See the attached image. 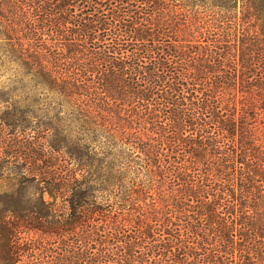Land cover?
I'll return each instance as SVG.
<instances>
[{"label": "trees", "instance_id": "trees-1", "mask_svg": "<svg viewBox=\"0 0 264 264\" xmlns=\"http://www.w3.org/2000/svg\"><path fill=\"white\" fill-rule=\"evenodd\" d=\"M0 68V264H264V0H0Z\"/></svg>", "mask_w": 264, "mask_h": 264}, {"label": "rangeland", "instance_id": "rangeland-1", "mask_svg": "<svg viewBox=\"0 0 264 264\" xmlns=\"http://www.w3.org/2000/svg\"><path fill=\"white\" fill-rule=\"evenodd\" d=\"M12 79L10 71H1L0 68V193L16 189V179L22 174H43L46 170L43 162H33L31 157L25 139L30 129L27 127L25 131H20L14 125L3 124V121L12 122L20 117L30 121L35 120L34 116L39 118L38 115L23 113L32 99L15 92L13 89L19 84ZM35 109L39 115L42 113V110Z\"/></svg>", "mask_w": 264, "mask_h": 264}]
</instances>
